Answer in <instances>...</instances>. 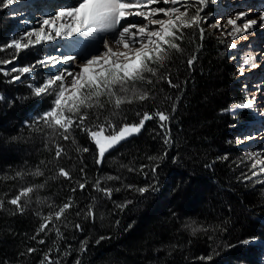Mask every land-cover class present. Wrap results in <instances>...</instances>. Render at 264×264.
Here are the masks:
<instances>
[{
  "label": "trees",
  "instance_id": "16d2710c",
  "mask_svg": "<svg viewBox=\"0 0 264 264\" xmlns=\"http://www.w3.org/2000/svg\"><path fill=\"white\" fill-rule=\"evenodd\" d=\"M2 3L0 0V6ZM4 29L0 28V39L6 37ZM205 29L203 40L198 33L186 31L180 41L182 51L172 52L163 66H157L158 76L152 78L153 85L146 86L151 92L149 100L122 105L114 117V109L108 105L89 112V126L112 117V123L119 127L123 123H138L141 116L137 113L164 111L171 118L168 127L172 144L163 143L164 130L156 118L146 122L139 134L106 153L100 165L96 164L97 148L79 129L71 133L75 144L71 139L64 141L56 137L68 153L57 163L55 149L48 139L50 131L37 132L35 125L29 127L45 111L40 108L41 99L33 95L29 84L10 82L9 76L0 72V88L5 86L9 93L7 102L0 101V197L8 200L21 187L44 185L32 194V203L23 214L14 215V206L7 203L0 210V264H40L50 248L52 257H58L60 264H76L77 260L80 264L246 262L251 249L264 238L263 186L254 184L257 177L252 181L241 179L242 174L251 175V164L236 143L251 114L241 109L235 113L221 111L242 100L244 95L239 88V77L233 73L229 50L213 30ZM193 55L196 60L189 67L187 60ZM161 76H167L179 87L169 86L166 80L159 79ZM34 111L38 115L28 117ZM78 147H87L89 151L78 152ZM165 152L167 155L158 161L155 177L150 168L145 169L149 172L147 176L139 171L141 164L150 165L147 157ZM224 155L228 156L226 161L217 159ZM37 167L44 172L43 176L13 179L17 171H34ZM57 167L69 170L73 181L57 176ZM81 167L85 168L88 187L73 193L75 181L83 182ZM108 175L121 177L120 181H102V187L120 189L113 191L110 198L91 187L96 178ZM153 183L156 190L144 196L124 187ZM70 196L75 205L64 222L57 225L63 236L58 238L53 229L33 240L41 223L36 212L46 215L56 210L50 209V204L59 206ZM37 197L41 203L36 202ZM93 198L95 222L83 214L76 215L77 211L86 210ZM126 200L132 201L127 208L123 211L116 208V204ZM193 221L215 231L193 235L187 227ZM76 223L81 224L83 231L73 227ZM249 238L258 239L242 243ZM40 239L45 243H38ZM85 240L87 250L81 252V241ZM29 247L37 251L22 256ZM65 252L69 254L64 255Z\"/></svg>",
  "mask_w": 264,
  "mask_h": 264
},
{
  "label": "snow or ice",
  "instance_id": "6c2138e0",
  "mask_svg": "<svg viewBox=\"0 0 264 264\" xmlns=\"http://www.w3.org/2000/svg\"><path fill=\"white\" fill-rule=\"evenodd\" d=\"M13 2L14 0H6L7 5H12ZM209 2L214 4L216 0H77L75 6L67 4L59 6L54 14H47L38 20V26L25 30L19 38H14L8 44L0 47V51L14 50L12 60H16L22 51L57 39L68 41L70 42L69 46L78 48L76 55L46 56L32 64L12 67L8 71L0 68V72H3L5 76L11 75L10 82H22V78L26 77V74L31 76L37 67L68 65L63 70L57 69L55 74L45 77L43 83L28 85L32 89L33 95L39 97L41 101L48 96L54 97L51 106L36 117L29 127L35 125L34 130L37 132H44L45 129L50 131L51 135L48 136V139L55 149L54 160L57 163L68 153L65 147L57 142L56 137L64 141L71 139L75 144V140L71 136L74 129L85 132L97 148V165L103 162L106 153L129 137L139 134L146 122L156 118L160 122V128L164 130L163 143L165 145L172 144L168 127L171 118L164 111L137 113L138 116H141L138 123H123L119 127L112 123V117H106L103 122L89 126V112L93 109H105L108 105L114 109V117L119 114L122 105L149 100L151 92L146 86L153 85L152 78L158 76L157 66H163L164 61L170 57L172 52L182 51L180 41L184 39L186 31L190 30L193 34L198 33L199 38L203 40L206 32L204 25L208 23L209 17L212 15L211 13L203 15ZM247 16V12L240 11L235 16H229L226 23L222 24L220 19H215L214 23L208 24V27L216 30L230 28L228 31L220 32L217 39L223 44L222 37H231L232 42L228 43L227 47L236 49L238 38H246L244 34L258 24L264 26V12L260 13V21L246 19ZM129 17H137L141 20L129 23L127 22ZM122 21L125 22L123 25ZM81 45L83 47H80ZM98 48H102V50H98ZM88 49L93 51H88ZM253 59L251 55H248L244 58L243 63L247 65ZM12 60H0V64L8 65ZM195 60V55L189 58L188 66H193ZM72 65L75 67H71ZM251 67L255 69L258 65L252 62ZM237 71L240 75L244 74L243 67ZM159 79L166 80L171 87H179L174 85L167 76H161ZM0 99L3 97L0 96ZM254 106L255 96L246 99L243 103H234L221 111L235 113L237 109H253ZM173 111H175V105H173ZM97 120H99V113H97ZM254 138V136L248 135L243 140L237 139L236 143L239 144ZM229 143L232 142L229 141ZM45 146L48 147V144L46 143ZM76 150L84 153L89 151L87 147H78ZM166 155L167 152L161 156L147 157L151 162L150 165L141 164L139 171L147 176L149 172H145V169L150 168L151 175L155 177L159 167L158 161ZM217 159L226 161L228 156H220ZM246 159L252 161L251 175L242 174L241 179L252 181L253 177H257L254 184H264V180L259 179L261 174H264V152H249L246 154ZM128 170L136 171L133 168ZM79 171L83 182L75 181L76 186L71 188L73 193L77 190L83 192L88 187L85 168L81 167ZM56 174L70 182L73 181L72 173L64 167H57ZM26 175L39 177L43 176L44 172L39 167L28 172L20 170L15 173L13 179H23ZM105 179L120 181L121 177L119 175H108L106 178L98 177L91 185L93 190L102 192L105 197L110 198L113 191H120V189L102 187V181ZM43 187L42 184L29 185L21 187L18 194L11 199L5 200L0 197V210H3L7 203L14 206V215L23 214L32 203V194ZM124 187L140 196L156 190L154 183L142 187L127 184ZM94 200L95 198H93V203L88 204L86 210L77 211L76 215L83 214L95 222ZM36 202L41 203L39 197ZM131 203V200H126L115 206L123 211ZM74 205L75 201L70 196L67 202L59 206L50 204L49 208L56 210H50L46 215L36 212L41 223L32 239L36 240L40 233L47 234L53 229L56 236L61 238L63 233L57 225L64 222L69 210ZM117 223L119 222L117 221ZM73 227L83 231L79 223L74 224ZM187 227L191 228L193 235L197 232L215 231L210 226L197 225L195 221ZM208 238L211 240L212 236ZM103 239L105 237H100V240ZM257 239L249 238L242 243H253ZM38 243L44 244L45 241L40 239ZM86 250L87 241H81L80 251ZM36 251L37 249L29 247L26 249V253H21V255L32 254ZM56 251L58 252L59 249L56 248ZM52 252L53 249L50 248L48 252L44 253L40 264H60V259L53 258ZM68 254V252L64 253V255ZM207 259L210 260L211 257ZM76 264H80V261L77 260Z\"/></svg>",
  "mask_w": 264,
  "mask_h": 264
},
{
  "label": "rangeland",
  "instance_id": "374dc122",
  "mask_svg": "<svg viewBox=\"0 0 264 264\" xmlns=\"http://www.w3.org/2000/svg\"><path fill=\"white\" fill-rule=\"evenodd\" d=\"M19 1H21V0H14L13 4L14 3H20ZM224 1L225 0H216V3H214V4L211 3V2L208 3V5L206 6V8L204 9L203 15H208L209 13H211L212 15L209 17L208 23H206L204 25L205 28L211 29V28L208 27V24L214 23L215 19H220L222 24L226 23V21H227L226 18L229 17L230 14H232V12H235L236 10L242 8V6H240V7H235V8L232 9V7L230 6V4L228 3L230 9L228 10V12H226V13L223 14L224 17H222L220 15H216L215 12H214V8L216 7V5L221 6ZM9 6H12V5H9ZM153 6H162V5H153ZM262 10L264 12V5L262 7ZM10 15H11L12 18H13V16H15V14L13 15L11 13H10ZM140 20L141 19H139L138 22H140ZM132 22H135V20H132ZM2 27L3 28L5 27V29H4L5 31L3 30V33L6 34L7 27H8V22H7L6 18H5V16L2 13H0V28H2ZM211 30H213L214 33L216 32L215 34L218 33L217 35H220L219 34L220 33V30L219 31H217L216 29H211ZM228 30H230V28L227 29L226 31H228ZM22 32H24V31L23 30H19L18 28H16L14 30V33H17L19 35ZM7 38H8V36L6 34V37H3L2 39H0V47L4 46V45H6V44H8L10 42V41L8 42V39ZM222 38L224 40L225 47H227V41H229V43H230V40H229L228 36H224ZM262 45H264V42H262ZM81 46H83V45H81ZM98 50H102V48H98ZM231 50L234 51L235 49H231ZM263 50H264V48H263ZM88 51H93V50L92 49H88ZM13 53H14V50L13 49H6L4 51H0V60H4V59L12 60V54ZM261 53H264V52H261ZM60 54H63V55H71V54L76 55L77 54V51H74V53H72V52H70V53H68V52H66V53H50V52H44L42 49H38L37 46H35L33 48H30L29 50L22 51L19 54V56L17 57L16 60H12V62L10 64H8V65H1L0 68H3L5 71H8L12 67L25 66V65H28V64H32L36 60L42 59L43 57H46V56H57V55H60ZM82 55H83V53H82ZM57 57H60V56H57ZM64 67H66V66L63 65V64L57 65L55 67H53L51 65H44V66H41V67H37L35 69L34 73L31 76H28L26 74V77H23L22 78V81H24L27 84H36V85H39V84L43 83V80L46 77L45 75H47L49 71H53V70H56L57 71V69L63 70ZM233 73H234V70H233ZM12 75H15V74H12ZM246 78H248V77H246ZM9 79L11 80V75H9ZM262 82H264V79L263 78H262ZM0 91H1L0 92V96L3 97V99H0V101L1 102H4V101L7 102V95L9 93L7 92L6 87L5 86H2L0 88ZM49 97L50 96L46 97L47 98L46 100L43 99L40 102V108L41 109L44 108L43 110H47L51 106L52 99H50ZM45 104H47V105H45ZM43 112L44 111H42V113ZM252 112L255 114V117L257 119L260 118V115H259L257 109L255 108V106L252 109ZM37 115H38V112H36V111H34V113L33 112H29L28 117L35 118ZM243 132H241L240 136H242V133ZM242 138H244V137H242ZM243 143L244 142L241 143L242 144V153L246 156V154L249 153V152H251V151H249L246 148V145L243 146ZM96 158H97V156H96ZM249 162L251 164L252 161L249 160ZM257 171H258V169H257ZM263 176H264V174H261V177H263ZM262 180H263V178H262ZM259 252H260V250H259L258 246L257 245L254 246L251 249L250 253L246 256V258H245L246 262H243L242 264H259V258H258V256L260 255Z\"/></svg>",
  "mask_w": 264,
  "mask_h": 264
},
{
  "label": "bare ground",
  "instance_id": "6f19581e",
  "mask_svg": "<svg viewBox=\"0 0 264 264\" xmlns=\"http://www.w3.org/2000/svg\"><path fill=\"white\" fill-rule=\"evenodd\" d=\"M226 1L230 4L232 9L235 7L242 6L241 9H238L235 12H232L230 16H235L238 12L244 11L248 13V16L246 17V19H256L260 21V13L262 12L259 10V8L262 7V5L264 4V0H226ZM55 2L62 4V0H56ZM56 10L57 9H55L51 14H54ZM25 14L27 15V12ZM40 15L41 14L36 13V16L38 17L37 20H39ZM13 18H16V15L13 16ZM42 18L43 16L41 17V19ZM139 19L141 18L129 17L127 22L131 23L132 20H135V22H138ZM226 19H228V17ZM22 21H23V18L20 16L19 22H22ZM124 23L125 22L122 21V25ZM14 30L15 29H12L9 31L11 35L14 34ZM226 30L227 29H223V28L220 29L221 32L226 31ZM244 35L246 36V38H243V39L238 38L236 40L237 48L242 54H244L247 51L250 45H258V43H260L261 41L264 42V26H261L260 24H258L252 30L245 33ZM228 38L230 42H232V38L231 37H228ZM256 56H257V53L255 51L254 59L252 62L256 63L258 67L253 69L251 67L252 62H250L249 64L246 65V68L249 69V78L252 80L250 86L248 87L250 91L249 92L250 97L252 98L253 96H255V108L257 109L260 115L261 121L258 127H256L255 129L249 130V131H245L243 133V136H248L254 133V136L256 135L255 139L245 141L246 148L252 152H264V82H262V78L264 79V60L260 61V59L256 58ZM71 67H75V65H72Z\"/></svg>",
  "mask_w": 264,
  "mask_h": 264
}]
</instances>
